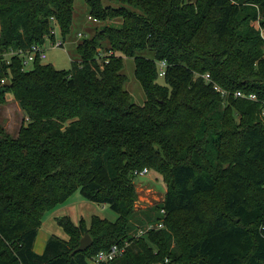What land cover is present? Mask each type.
Wrapping results in <instances>:
<instances>
[{"label":"trees","instance_id":"16d2710c","mask_svg":"<svg viewBox=\"0 0 264 264\" xmlns=\"http://www.w3.org/2000/svg\"><path fill=\"white\" fill-rule=\"evenodd\" d=\"M85 1L91 17L121 23L81 41L71 70L41 60L23 70L14 56L0 74V105L11 93L25 114L16 137L0 127V264H92L126 242L100 264H264V0ZM75 3L0 0V54L45 45L56 26L66 38ZM125 58L143 105L125 88ZM144 168L168 190L146 215L165 227L141 236L130 223ZM77 191L118 219L66 217L68 239L36 253L45 213ZM87 233L93 246L73 254Z\"/></svg>","mask_w":264,"mask_h":264},{"label":"rangeland","instance_id":"374dc122","mask_svg":"<svg viewBox=\"0 0 264 264\" xmlns=\"http://www.w3.org/2000/svg\"><path fill=\"white\" fill-rule=\"evenodd\" d=\"M104 3L107 5V0H104ZM120 23L121 19L99 21L91 17L86 1L76 0L71 32L64 38L60 28L58 26L55 27V36L52 37L53 39L46 41L47 57L43 60V63H50L60 70H71L73 62L80 60L77 46L81 41L86 38H92L98 30L107 25H119ZM53 42H63L64 46L57 47ZM148 55L152 57V54ZM99 60L101 62L104 61L103 58ZM32 67L29 66L28 70L32 69ZM123 72L127 76L125 88L130 92L132 101L135 104L143 105L146 102V95L135 76V64L132 58H125ZM159 82L163 83L164 81L160 79ZM7 98V103L0 105V127L6 133L16 137L25 122V114L11 93L8 94ZM0 136H3V133H0ZM145 169L141 170V172ZM147 169L149 170L147 174L142 175L140 173L135 179L137 198L134 201L135 214L130 223L133 229L132 234L138 232L141 236L146 235L151 229H162L158 225L161 222L164 224L163 219L156 224H149L146 223L148 222L146 215L150 212L154 213L152 208L165 200L168 190V182L165 177L154 169ZM93 216H100L112 222L119 217L118 213L112 210L109 205L87 200L77 191L66 203L45 213L43 225L40 228V237L56 235L60 238L68 239V234L59 224V220L67 217L74 225H79L82 220H85L89 225ZM151 226H154V228H151Z\"/></svg>","mask_w":264,"mask_h":264},{"label":"built area","instance_id":"2783aa9c","mask_svg":"<svg viewBox=\"0 0 264 264\" xmlns=\"http://www.w3.org/2000/svg\"><path fill=\"white\" fill-rule=\"evenodd\" d=\"M53 35L55 36V30L53 31ZM50 38H48L49 40ZM53 44L57 47L64 46L63 42H53ZM46 45V44H45ZM41 45V44H34L32 45L29 49L24 50V49H18V50H12L9 53L6 54H0V74L3 71V66L4 64H10L11 63V58L14 56H20L23 58V70H28L29 66H33L37 60L43 61L47 55H46V46ZM166 68H167V63L166 61H162L159 63V69H160V78L165 77L166 75ZM204 79L208 84L213 85L214 89L219 92L222 96L227 97L230 95V92L227 90L223 89L220 85L215 83L211 77L210 74H206L203 76ZM9 80L7 79H2L1 83L5 84ZM236 98H247L250 100H257V96L255 94H246L242 91H237L234 92L233 94ZM148 169L146 168L143 172H140L142 175H145L148 173ZM139 173V174H140ZM138 174V175H139ZM165 213V211H162ZM160 228L164 227L163 222H161L158 225ZM151 228H154V226H151ZM130 245L129 242H126L124 245L121 244H115L112 246L111 249L109 250H103L98 253L97 256H95L92 260V264H100L104 262H111L117 258L122 257L126 250L127 247Z\"/></svg>","mask_w":264,"mask_h":264},{"label":"water","instance_id":"95a60500","mask_svg":"<svg viewBox=\"0 0 264 264\" xmlns=\"http://www.w3.org/2000/svg\"><path fill=\"white\" fill-rule=\"evenodd\" d=\"M10 81L6 82L5 85H9ZM94 244V240L92 238V236L90 234H85L80 242V246L74 250L73 254L79 253V252H84L86 250H88L89 248H91Z\"/></svg>","mask_w":264,"mask_h":264},{"label":"crops","instance_id":"0c3cea01","mask_svg":"<svg viewBox=\"0 0 264 264\" xmlns=\"http://www.w3.org/2000/svg\"><path fill=\"white\" fill-rule=\"evenodd\" d=\"M49 239H50V235H45L40 237V229H39L38 236L34 246L36 253L43 254L45 252Z\"/></svg>","mask_w":264,"mask_h":264}]
</instances>
